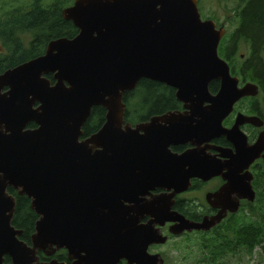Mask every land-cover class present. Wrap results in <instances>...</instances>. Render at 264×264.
I'll list each match as a JSON object with an SVG mask.
<instances>
[{"label": "water", "instance_id": "1", "mask_svg": "<svg viewBox=\"0 0 264 264\" xmlns=\"http://www.w3.org/2000/svg\"><path fill=\"white\" fill-rule=\"evenodd\" d=\"M62 17L78 29L74 38L52 40L44 55L0 75V264L6 257L10 264H45L39 253L60 250L71 264H165L148 252L167 242L157 225L175 223L171 233L179 235L209 231L226 216L190 222L172 211L175 194L191 178L223 171L228 186L237 184V162L248 169L264 149L263 136L248 146L240 131L261 125L259 118L240 114L233 128H223L235 104L256 97L259 86H239L219 54L226 30L201 18L198 0H74ZM143 79L175 89L186 111L126 123L124 95ZM95 107L106 110V121L83 138ZM221 135L238 148L226 166L199 146ZM188 142L198 147L172 153ZM243 179L239 190L254 201ZM9 188L27 196L39 217L31 244L12 224ZM157 188L173 192L153 196ZM145 216L151 220L139 225Z\"/></svg>", "mask_w": 264, "mask_h": 264}, {"label": "trees", "instance_id": "2", "mask_svg": "<svg viewBox=\"0 0 264 264\" xmlns=\"http://www.w3.org/2000/svg\"><path fill=\"white\" fill-rule=\"evenodd\" d=\"M234 1L237 3L236 26L221 41L219 53L228 62L233 76L242 83L253 82L259 86L260 96L253 102L264 101V0ZM73 3L74 0H4L0 4V75L42 55L51 40L74 38L78 29L62 17L63 9ZM242 45L246 46V54L239 52ZM48 78L52 79V76ZM219 88V82L210 85L212 93H217ZM124 103L125 122L131 125L172 111L179 105L172 88L147 79L141 80L134 91L124 95ZM105 121L106 110L93 108L83 127V138L98 132ZM29 127L36 126L31 124ZM8 192L16 199L12 224L22 231L21 240L31 244L39 217L32 210L27 196L19 195L12 188ZM246 209L250 214L244 211V215L229 221L216 232V238L209 242L207 251H203L205 261L202 264H224L231 255L249 258L256 248H260L263 263L264 202ZM56 257L60 261L66 260L64 251L58 252ZM39 258L47 260L41 253ZM5 262L9 263L10 259L6 257Z\"/></svg>", "mask_w": 264, "mask_h": 264}, {"label": "flooded vegetation", "instance_id": "3", "mask_svg": "<svg viewBox=\"0 0 264 264\" xmlns=\"http://www.w3.org/2000/svg\"><path fill=\"white\" fill-rule=\"evenodd\" d=\"M45 52L46 49L42 55H44ZM49 76H52V79L48 78ZM47 78L51 81L52 84H54V78L52 74L47 75ZM245 84L246 83H242L240 81L239 86L242 87ZM173 90H174L175 99L179 103V105L176 109L172 111H168L167 113L169 112L184 113L186 111L184 107V103H181L177 100L176 90L175 89ZM212 94H217V93H212ZM257 96H260V91ZM256 97H246L240 100L237 104H235L233 111L223 121V128L231 129L236 124L237 118L240 114L249 117L259 118L262 122L261 125L259 123L258 125L246 123L240 126V131L246 137L248 146H252L256 144L261 136L264 137V101L253 102V99H255ZM156 116H160V115H156ZM149 120L144 122H148ZM144 122H140V123H144ZM140 123H137L132 126L135 127ZM236 142L239 144V136ZM199 146H201L200 147L201 150L205 149L204 151L206 155L209 156L212 161H215L217 164H222L224 166H226L227 163L231 160L230 158L231 156L237 154V149H238V148L236 149L233 142H231L225 135L218 136L217 138H214L208 143H203ZM196 147L198 146L193 145L192 142H188L186 144H179L176 146H172L171 151L173 154L181 155L190 150L196 149ZM237 165L238 166H235L233 168V170L237 169L236 172L237 184L228 186V181L224 178L223 173L225 172L223 171L222 174L211 177L208 180H203L198 177L191 178L190 186L188 187V189L183 192L176 193L175 196L173 197L174 204L172 207V211L182 215L186 220L194 223H201L205 218H212L218 215L220 212H225L226 216L220 224L216 225L209 231H192V232L185 231L179 235H173L171 233V228L172 226L175 225V223L169 222L166 223L164 226L157 225L156 228L160 230L161 234L164 237L167 238V242L164 244H151L148 248V252L150 254H159L163 258L164 262H166L167 257L166 254H164L165 252L164 248L168 247L169 245H172L175 249H177L179 243H176V241L184 240L185 242L186 241L189 242L190 240L195 238L198 241L197 246L198 247L200 246L199 249L202 252L203 251L206 252L207 251L206 248L209 245V242L213 238H216L215 234L216 232L219 231V229L222 226H224L229 221L244 215V211L248 212L246 209L247 207L251 205H256L260 202H264V149L261 151L260 156L250 164L248 169L239 170V162H237ZM225 170L228 172L227 169ZM239 176H242L244 178L243 180L246 184H248L249 182L251 183L253 192L255 194L254 201H250L247 198L248 194H246L244 191L239 190ZM172 192L173 190L167 191L161 188H157L155 191H152V195L153 196H160L164 194L169 195ZM148 198H152V196L151 197L149 196ZM248 214H250V212H248ZM150 220H151L150 216H145L140 220L139 225L141 226L146 225L149 223ZM203 243L205 244L203 245ZM201 247H203L204 249L202 250ZM60 251H64L66 255L65 261H60L56 257L57 253ZM60 251L56 252V254L52 257H48L43 254L47 260L46 261L40 260V262L49 264L52 260L57 259L60 262L71 264L67 256V252L65 250H60ZM10 263L11 261L9 263L5 262V264H10ZM118 264H129V263L127 260L123 259Z\"/></svg>", "mask_w": 264, "mask_h": 264}, {"label": "rangeland", "instance_id": "4", "mask_svg": "<svg viewBox=\"0 0 264 264\" xmlns=\"http://www.w3.org/2000/svg\"><path fill=\"white\" fill-rule=\"evenodd\" d=\"M3 1L0 0V4ZM198 3L203 20H214L218 23V27H223L227 33L235 28L234 13L237 3L234 0H198ZM239 52L246 54V46L242 45L239 48ZM176 243H179L177 249L172 245L164 248V254L167 257L166 264H202L205 261V253L199 249L200 246H197L198 241L196 238L189 242L178 240ZM261 260L260 248H256L253 256L248 258L240 254L231 255L225 259L224 264H261Z\"/></svg>", "mask_w": 264, "mask_h": 264}]
</instances>
